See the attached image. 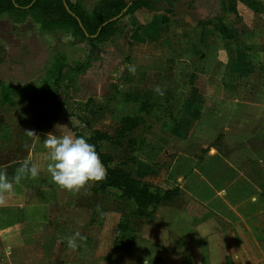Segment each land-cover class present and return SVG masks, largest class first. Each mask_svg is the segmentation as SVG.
Returning <instances> with one entry per match:
<instances>
[{
    "label": "crops",
    "instance_id": "0c3cea01",
    "mask_svg": "<svg viewBox=\"0 0 264 264\" xmlns=\"http://www.w3.org/2000/svg\"><path fill=\"white\" fill-rule=\"evenodd\" d=\"M221 2L229 17L225 26L234 38L221 35L217 5L212 9L200 0H177L160 10L138 9L128 15L133 30L122 39L103 42L104 50L126 57L128 66L122 70L118 89L160 105L173 118L165 124L157 121L153 127L159 124L177 137L183 132L192 144L199 137L197 131L209 128L205 125L212 99L228 96L227 88L235 91L251 71L264 84V0ZM250 96L254 100L246 106L254 113L249 120L254 123L252 139L261 156L246 159L257 167L255 171L251 165L250 173L231 167L232 179L238 181L222 182L223 196L234 195L241 204L234 219L222 222L201 190L186 189L194 169L185 173L178 162L177 172L171 168L163 177L182 190L181 196L173 204L158 206L154 218L143 221L137 232L122 233L116 239L120 215L112 211L93 215L91 208L80 203L92 195L94 181L82 195L80 189L59 188L42 169L36 179H25L14 184L11 192L0 194V264H264V85ZM113 97H93L84 105L92 129L102 130L98 127H106L112 119L117 128L122 114L136 112L132 109L137 110L138 104H124ZM145 146L142 151H148ZM205 146L199 161L213 152L204 161L205 174L218 172L212 165L220 155L212 142ZM152 167L158 171V164ZM184 194L193 200L182 208L179 202ZM191 202L199 205V214L192 212ZM203 209L205 216H201ZM76 231L81 239L73 251L62 238Z\"/></svg>",
    "mask_w": 264,
    "mask_h": 264
},
{
    "label": "rangeland",
    "instance_id": "374dc122",
    "mask_svg": "<svg viewBox=\"0 0 264 264\" xmlns=\"http://www.w3.org/2000/svg\"><path fill=\"white\" fill-rule=\"evenodd\" d=\"M71 1L78 3L88 13H92L100 0ZM200 3L211 6L212 9L217 5L220 11V0H215L213 3L210 0H200ZM173 4V0L161 2L164 7H172ZM131 18L132 16L123 18L119 26L125 25L126 29H130L133 25L130 22ZM86 49L87 44L79 43L71 35L70 29L57 28L46 31L30 16L19 21L10 15L0 16V169H6L8 174L13 175L15 169L24 160L33 157V161H40L44 152L42 141L48 133L54 132L58 136L65 133L75 135L72 130L75 126L84 133L86 127L84 121L87 120V116L83 110L87 101L93 97L101 100L115 93L113 85L118 86L122 70L128 65L125 56L122 57L107 48L100 59L91 62L83 74L75 77V86L70 91L67 104H64L63 95H56L53 81L61 62L68 61L70 66L75 63H85ZM258 79L251 71L250 77L237 84L235 91L227 88L228 96H224L223 99H212L208 114L209 122H205L207 123L205 126L209 125V128L197 131L199 137L192 139L194 144L186 141L183 132L177 137L168 129L159 126L160 123L165 124L173 117L161 110H153L147 120L154 121V125L157 121L159 124L155 126L156 128L152 127L145 131V149L148 151L142 149L138 153L142 161L136 166L143 180L153 185L171 187L168 179L163 177L166 171L173 168L177 172L179 163L185 173L193 167L192 175L186 179V189L201 190L205 201L218 210L220 216H217L222 222L224 218L227 222L226 219L232 220L233 215L237 216L236 207L241 204L234 195H229L228 198L223 196L222 182L225 180L233 182L235 179L238 181L237 177L232 179L233 170L237 168L240 172L246 170L250 173L251 163L246 161L261 156L260 149L257 150L258 145L255 147L256 139H252L254 123L249 121L254 117V113L248 108L249 105L246 106L247 102L251 103L254 100L250 96L252 92L264 85ZM126 109L130 112L128 107ZM133 111L135 112L136 109H132ZM109 119L111 118L106 120ZM115 125L116 122L112 119L111 123L104 125L106 127H98V125L95 127L113 134ZM30 132L36 136L31 135ZM165 140L167 142H164ZM195 141L198 145H195ZM209 142L215 146L214 149L220 157L219 161L212 165L215 166L213 170L218 172L205 174L207 165L204 161H207L213 152L205 154L203 161H199V157L203 154L202 149ZM102 150L112 154L116 162L124 161L128 157L127 150L123 147L105 143ZM186 158L193 160L190 163ZM155 164H158V171L152 167ZM231 167L234 169L232 170ZM251 167L254 171L257 169L253 165ZM85 186L87 188H80L78 193L83 195L90 190V182ZM185 194L179 202L182 208L186 201L193 200V196H185ZM247 198L249 197L245 199ZM84 199L80 201L81 204H85L90 197L85 196ZM189 207L192 212H197L196 214L202 211L195 202H191ZM201 216H205L204 209ZM214 221L217 222L216 218Z\"/></svg>",
    "mask_w": 264,
    "mask_h": 264
},
{
    "label": "trees",
    "instance_id": "16d2710c",
    "mask_svg": "<svg viewBox=\"0 0 264 264\" xmlns=\"http://www.w3.org/2000/svg\"><path fill=\"white\" fill-rule=\"evenodd\" d=\"M163 1L100 0L93 12L88 13L71 0H0V16L10 15L17 21L30 16L46 31L57 28L70 29L71 35L79 43L87 44V61L71 66L68 61H62L53 81L56 95H63L64 104H67L70 91L75 86V77L83 74L91 62L100 59L105 53L103 42L126 36L133 30L131 28L134 26L126 29L125 25L119 26V22L141 8H168L161 5ZM220 13L221 35L224 38H234L225 26L229 17L223 2L220 4ZM113 87V98L121 100L124 104H138L136 112L122 114L113 134L92 129L87 120L84 121V133H81L77 126L72 130L75 135L90 137V142L96 146V151L107 169L106 179L95 182L92 195L85 205L92 209L93 215L107 211L120 215L117 239L122 233L137 232L143 221L152 220L158 206L173 204L180 197L181 189L178 186H157L148 183L136 169L139 165L138 153L146 143L145 131L154 126V121L148 122L147 117L152 115L153 110H160V105L140 101L121 92L117 85ZM103 143L125 148L128 157L124 161L116 162L112 154L102 150Z\"/></svg>",
    "mask_w": 264,
    "mask_h": 264
},
{
    "label": "clouds",
    "instance_id": "9594fccd",
    "mask_svg": "<svg viewBox=\"0 0 264 264\" xmlns=\"http://www.w3.org/2000/svg\"><path fill=\"white\" fill-rule=\"evenodd\" d=\"M129 70L134 72L135 68L130 67ZM156 91L160 92V89ZM30 134L36 136L33 132ZM42 143L44 152L40 161L24 160L11 178L6 169H0V194L11 192L14 184L18 185L25 179H36L42 169L56 186L67 191H77L88 182L106 179L107 169L89 136L71 133L58 136L51 132L46 134ZM62 239L69 249L75 251L81 234L76 231Z\"/></svg>",
    "mask_w": 264,
    "mask_h": 264
}]
</instances>
